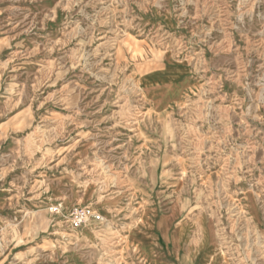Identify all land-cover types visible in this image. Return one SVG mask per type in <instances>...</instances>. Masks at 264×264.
<instances>
[{
    "label": "rangeland",
    "instance_id": "obj_1",
    "mask_svg": "<svg viewBox=\"0 0 264 264\" xmlns=\"http://www.w3.org/2000/svg\"><path fill=\"white\" fill-rule=\"evenodd\" d=\"M0 264H264V0H0Z\"/></svg>",
    "mask_w": 264,
    "mask_h": 264
},
{
    "label": "built area",
    "instance_id": "obj_2",
    "mask_svg": "<svg viewBox=\"0 0 264 264\" xmlns=\"http://www.w3.org/2000/svg\"><path fill=\"white\" fill-rule=\"evenodd\" d=\"M89 218L87 212L85 210H82V209H77L75 211V213L73 214V224L76 226V227H79L81 226L82 224H84L87 219ZM96 218L100 219V216L99 215H96Z\"/></svg>",
    "mask_w": 264,
    "mask_h": 264
}]
</instances>
